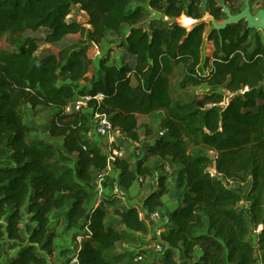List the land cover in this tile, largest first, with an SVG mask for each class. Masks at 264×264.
<instances>
[{"label": "trees", "instance_id": "16d2710c", "mask_svg": "<svg viewBox=\"0 0 264 264\" xmlns=\"http://www.w3.org/2000/svg\"><path fill=\"white\" fill-rule=\"evenodd\" d=\"M135 1L0 0V39L11 48L0 47V253L16 250L5 264H49L58 237L51 215L63 210L70 230L87 231L80 264H113L107 254L126 235H147L137 206L114 211L118 231L107 224L105 208L115 197L99 207L91 202L95 175L108 171V156L88 134L93 114H104L138 143V116L159 112L166 134L151 143L146 157L178 168L175 186L182 200L167 213L162 178L160 190L142 204L148 215L169 217L161 264H264V45L259 38L250 42L252 31L241 22L209 34L210 60L203 55L207 24L201 20L206 13L219 23L226 20L219 0H149V8L174 20L151 26L150 33ZM73 8L87 15L84 22L70 20ZM184 18L196 23L187 28L177 22ZM124 26L125 57L117 63L100 58L89 77L95 66L91 48ZM41 30L46 31L42 42L55 52L39 54L42 42L35 35ZM180 66V86H207L203 98L173 102L171 77ZM99 93L102 102L95 99ZM87 96L91 113L65 112L75 98ZM25 105L55 110L49 136L60 139L62 148L43 139L28 142L32 128L25 122ZM136 162L130 155L116 159L104 189L114 187L116 174L125 193L141 177L146 180L152 174L146 158ZM212 167L216 176L208 172Z\"/></svg>", "mask_w": 264, "mask_h": 264}, {"label": "rangeland", "instance_id": "374dc122", "mask_svg": "<svg viewBox=\"0 0 264 264\" xmlns=\"http://www.w3.org/2000/svg\"><path fill=\"white\" fill-rule=\"evenodd\" d=\"M149 0H137L134 2V6L140 7L144 13V19L142 25L145 28V31L148 33L151 32L150 27H165L167 25H170L174 22L173 19H170L168 17H165L163 15H158V13L148 6ZM188 2V0H186ZM220 4L223 7L230 8L233 7L236 9H239V13L242 12L244 9L243 3L245 0H229V3L226 2V0H219ZM251 7L253 14H256L259 10L264 9V0H252L251 1ZM231 9V8H230ZM232 11V10H231ZM233 14H239L238 12H232ZM72 18L70 20H76L77 22H84L87 18V15L79 10L78 8H73L72 12ZM209 19H208V18ZM183 20V19H182ZM182 20H178L177 22L179 24H182ZM176 21V20H175ZM202 22H205L207 24L205 33H204V44H203V55L205 57H208L210 60H212V53H213V46L212 42L209 40V34L214 30L215 26L220 25L221 23L213 20V18L209 15V13H206L204 18L201 20ZM245 24H247L245 21H243ZM196 23V20L194 24ZM193 24V26H194ZM88 28V27H87ZM127 26H124L122 30L119 33H109L107 39L103 42V44L99 47L93 46L90 50L89 57L95 62V66H92L90 69L89 77L93 75V73L96 72V63L99 61L100 58L105 59L106 57H109V63L110 62H120L121 57L124 56V49L121 47V44L123 43L125 36L127 34ZM251 37L249 39L250 42H254L255 38H259L262 44L264 45V31L263 30H251ZM35 36L40 38V41L42 42L43 39L46 37V31L41 30V32L37 33ZM80 36H72L68 42H72L73 40L79 39ZM67 42V41H66ZM0 47L1 48H9L11 49L4 41V39H0ZM53 51L55 52L56 49H53L50 45L46 44L45 42H42L41 47L39 49V54L45 55L48 52ZM125 57V56H124ZM209 72V71H207ZM184 77V70L183 67L180 66L176 69L174 75L171 77V96L173 99V102H181V103H187L193 101L195 98L201 99L203 98L208 92L209 88L207 86L202 87H192L189 86L187 88H182L180 86L181 81ZM134 85H136V82H133ZM226 95H230L229 93H226ZM230 97L226 98V103L229 102ZM81 98H75L73 102H71V106L73 110H75L78 103H81ZM24 109V117L25 122L28 123L32 131L28 135L27 140L28 142L32 141L33 139H36L37 137L40 139H43L47 142L54 143L57 148H62V145L53 141L48 136V129L49 124L52 119V115L54 113V110L52 108H46L39 106L36 109L30 108V106L25 105L23 107ZM85 113H89V109H84ZM164 118V113L159 112L156 113L154 116L147 117V116H138V132L140 134L141 140L137 144L139 145V150L143 152L142 156H135L134 157V163L136 161H139L141 158H146L147 165L151 168L152 174L147 177V179L144 181V183L135 184L134 189L129 191L128 193L123 192L122 190H119L118 196L115 197L114 200H112L111 205H105V208L108 212L107 217V224L114 225V227L121 231L122 227L119 225V219L114 214L115 210H126L128 206L135 205L137 206L139 212L141 211L140 217L141 219H144L148 225L149 233L147 235L142 234H135V235H126L124 241L119 243L117 247L113 250H111L107 255L109 257V260L115 264L114 260H118V264H152L156 261L158 264L162 263L161 256H157L154 253V250L152 249V246L154 243H157L156 238V229L160 227L161 225L156 224V222H151L148 217L143 216V212L145 211L142 208L143 201L146 199V197L152 193L153 191H159L160 190V180L162 178H166V187L168 189L167 195L164 196L163 202L165 204L166 210H173L176 207L181 206L182 200H181V191H179L175 184L177 181V174H178V168L168 161L160 160L153 157H146L147 156V150L151 143H153L162 132L160 128V124ZM152 132L151 136H147V132ZM93 141V140H92ZM96 142L98 145H100L99 141H93ZM130 142H127L126 144H122V148L126 150L125 157H128L130 154L132 155L136 148L138 147L135 144H129ZM103 147L102 143L100 145ZM104 148V147H103ZM199 151V149H196ZM103 151L107 154L106 149H103ZM210 155L213 157L214 153L210 152ZM137 163V162H136ZM109 171V170H108ZM211 173H215V168L212 167L208 169ZM111 172H113L111 170ZM99 174L95 175V179L98 178ZM231 188L238 189L235 184L230 183L229 185ZM242 188V186L240 187ZM95 189H96V181H95V188L92 195V203H97V196L95 195ZM110 191V190H108ZM112 194V193H111ZM107 194V195H111ZM112 197H109L111 199ZM107 200V199H106ZM241 205H244V203H241ZM147 214V213H145ZM50 225L55 227L54 229L57 231L59 235V241L58 245L56 246V252L55 254L49 258V264H62V261L65 260V256L69 253V250L66 245V239L69 238L73 240L74 242H78V239L83 241V235L86 234V230H80V229H74L70 230L68 223L66 221V211H60V212H54L51 215V221ZM167 230L165 231V233ZM206 231H201L200 234H205ZM260 229L254 232V234H259ZM249 241L254 240L252 236L248 239ZM78 244V243H77ZM75 245V243H73ZM16 250H9L8 247L4 249V251H1L0 253V264H5L7 258L9 255L15 254ZM139 253L144 257V260L141 262H135L134 254ZM176 257L178 258V255L175 253ZM257 256L260 258V253L257 251Z\"/></svg>", "mask_w": 264, "mask_h": 264}, {"label": "built area", "instance_id": "2783aa9c", "mask_svg": "<svg viewBox=\"0 0 264 264\" xmlns=\"http://www.w3.org/2000/svg\"><path fill=\"white\" fill-rule=\"evenodd\" d=\"M81 99H82V102L78 103V105L75 108V111L85 113L84 109H88V102L92 98L90 96H87ZM95 99L98 100V102H102L103 94L101 93L97 94ZM72 111H73L72 107H68L65 110L66 113H71ZM89 113H91V111ZM91 127H92V130L88 134V139L95 140L97 137L99 142L102 143L104 149H106L107 156H108V170L109 171L99 174L98 178L96 179L95 195L97 196L98 200H97V203L95 204V207H99L103 205L105 203V200L109 199V197L118 196L117 194L119 190H121L118 184V174L114 175V179H115L114 187H110L107 190H105L103 187V182L105 181L106 176H108L109 173L111 172L112 164L116 161V159L126 158L125 154L127 153H126V150L122 148V144L124 143L126 144L127 142H130L129 144H135L138 147V149L136 148L135 152L132 155L130 154V156L133 158V161H134L135 156H142L143 152L139 150V145L137 144V142H133L129 140L124 134L121 133L119 129L113 127L110 117L108 115L93 114L91 118ZM165 134H166V131H162L160 133L161 136H164ZM101 143L99 144L101 145ZM208 172L212 176H216L217 174L216 169H215V173H211L210 171ZM144 181H145L144 178L141 177L137 183L138 184L144 183ZM107 194H111V195L109 196ZM139 213L141 215V211ZM142 214L144 217H148L151 222L154 221L156 222V224L161 225L155 230L157 243H154V245L152 246V249L154 250V253L157 257L162 256L167 249L165 245L163 244L162 237L165 231L169 227V217L167 215L163 217L159 212H154L150 215L145 214L144 212ZM81 244H82V240L78 239V242H76L75 245L72 244L68 248L69 253L67 254L62 264H80L79 252H80ZM133 260L138 263V262L143 261L144 257L139 253H135Z\"/></svg>", "mask_w": 264, "mask_h": 264}, {"label": "water", "instance_id": "95a60500", "mask_svg": "<svg viewBox=\"0 0 264 264\" xmlns=\"http://www.w3.org/2000/svg\"><path fill=\"white\" fill-rule=\"evenodd\" d=\"M251 1L252 0H245L243 3L244 9L239 14H233L230 8L222 6L223 12L226 15V20L220 25L215 26L214 30L225 29L227 26L236 25L245 21L247 23V29L264 31V9L259 10L256 14H253ZM213 20L215 19L213 18Z\"/></svg>", "mask_w": 264, "mask_h": 264}, {"label": "crops", "instance_id": "0c3cea01", "mask_svg": "<svg viewBox=\"0 0 264 264\" xmlns=\"http://www.w3.org/2000/svg\"><path fill=\"white\" fill-rule=\"evenodd\" d=\"M54 110V109H53ZM54 113H55V110H54ZM54 113H53V115H52V118H53V116H54ZM51 121H52V119H51ZM50 125H51V122H50V124H49V129H50ZM49 129H48V136H49ZM50 137V136H49ZM51 138V137H50ZM36 139H40V138H36ZM52 139V138H51ZM53 141H55V142H57V143H59V144H61V140L60 139H52ZM93 141H99L98 140V138L96 137V139L95 140H93ZM135 186V185H134ZM134 189V187L131 189V191ZM167 211V213H168V210H166ZM60 239H59V235H58V237H57V239H56V241H55V246H57L58 245V241H59ZM73 243H76V242H74L73 240H71V239H69V238H67L66 239V245H67V248H66V250L73 244ZM66 257V256H65ZM64 261V260H63ZM62 261V262H63ZM51 264V263H50ZM117 264H118V262H117Z\"/></svg>", "mask_w": 264, "mask_h": 264}, {"label": "bare ground", "instance_id": "6f19581e", "mask_svg": "<svg viewBox=\"0 0 264 264\" xmlns=\"http://www.w3.org/2000/svg\"><path fill=\"white\" fill-rule=\"evenodd\" d=\"M194 22H195V20L193 18H184L182 20V25L187 27V28H192ZM261 228H262V226H261ZM261 228H260V231H261Z\"/></svg>", "mask_w": 264, "mask_h": 264}]
</instances>
